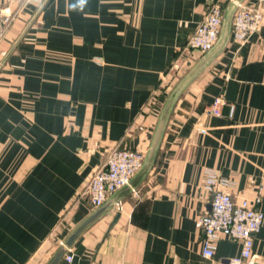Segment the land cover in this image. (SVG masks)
Wrapping results in <instances>:
<instances>
[{"label": "crops", "instance_id": "1", "mask_svg": "<svg viewBox=\"0 0 264 264\" xmlns=\"http://www.w3.org/2000/svg\"><path fill=\"white\" fill-rule=\"evenodd\" d=\"M43 1L0 0L3 57ZM229 1H46L0 68V264H46L95 210L83 193L109 151L146 155L169 94L203 56L189 36ZM218 95L231 119L227 107L208 113ZM208 176L236 200L261 192L264 213V15L186 87L150 172L78 237L72 264H229L241 244L224 234L201 256ZM252 252L264 264V221Z\"/></svg>", "mask_w": 264, "mask_h": 264}, {"label": "built area", "instance_id": "2", "mask_svg": "<svg viewBox=\"0 0 264 264\" xmlns=\"http://www.w3.org/2000/svg\"><path fill=\"white\" fill-rule=\"evenodd\" d=\"M222 15L221 6L213 4L189 36L187 48L199 54L209 51L217 41ZM263 15L264 0H258L256 5L242 2L232 19V39L244 45L257 31ZM0 17L8 18L9 14L0 11ZM223 107L228 108V118L231 119L235 107L223 95L215 97L207 110L214 116H220ZM143 159L144 154L139 150L114 148L109 151L105 161L92 174L84 189L83 194L90 206H101L113 193L127 184L140 169ZM203 188L210 195V209L200 214L194 222V226L202 232L201 256L211 259L215 250L214 241L224 234L241 244L239 256L230 259L229 264H255L253 241L264 221V213L260 209L261 192L252 199L236 200L221 188V183L213 176L205 179ZM72 261L73 256L67 253L60 264H72Z\"/></svg>", "mask_w": 264, "mask_h": 264}, {"label": "water", "instance_id": "3", "mask_svg": "<svg viewBox=\"0 0 264 264\" xmlns=\"http://www.w3.org/2000/svg\"><path fill=\"white\" fill-rule=\"evenodd\" d=\"M47 0H44L41 5L38 7L36 12L30 18L28 23L25 25L21 33L18 35L16 40L13 42L10 49L4 55V57L0 61V68L5 63L9 55L18 45V43L23 39L24 35L26 34L27 30L39 14L40 10L44 6ZM244 0H230L225 7L222 15L221 27L220 32L217 38V41L213 45V47L205 52L201 59L197 61L189 71L180 79L177 85L169 94L167 100L165 101L160 114L159 118L151 139V143L149 145L148 151L144 156L142 165L140 169L135 173V175L128 181L127 184L122 186L119 190L113 193L101 206L95 208V210L86 218L84 219L79 225H77L70 234L66 237V239L61 243L55 253L50 257L46 264H59L63 257L68 253L71 246L74 242L78 239V237L84 233L96 220H98L102 215H104L110 209L118 207L121 201L129 194L132 193L140 183L145 179L147 174L150 172L153 163L155 161L160 142L162 140V136L168 121V118L171 114V111L186 89V87L201 73L203 69H205L225 48L226 44L228 43L230 34H231V27H232V19L237 7L243 2ZM210 209V204H209Z\"/></svg>", "mask_w": 264, "mask_h": 264}, {"label": "clouds", "instance_id": "4", "mask_svg": "<svg viewBox=\"0 0 264 264\" xmlns=\"http://www.w3.org/2000/svg\"><path fill=\"white\" fill-rule=\"evenodd\" d=\"M86 4H87V0H76V3L70 5V7L72 9H79L80 11H83Z\"/></svg>", "mask_w": 264, "mask_h": 264}, {"label": "rangeland", "instance_id": "5", "mask_svg": "<svg viewBox=\"0 0 264 264\" xmlns=\"http://www.w3.org/2000/svg\"><path fill=\"white\" fill-rule=\"evenodd\" d=\"M2 57H3V56H2V51H0V61H1Z\"/></svg>", "mask_w": 264, "mask_h": 264}]
</instances>
